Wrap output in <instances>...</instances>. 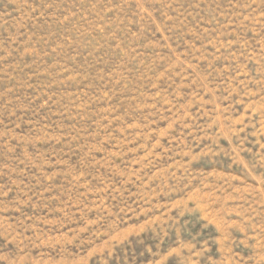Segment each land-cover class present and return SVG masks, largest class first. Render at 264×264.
<instances>
[{"label":"rangeland","instance_id":"rangeland-1","mask_svg":"<svg viewBox=\"0 0 264 264\" xmlns=\"http://www.w3.org/2000/svg\"><path fill=\"white\" fill-rule=\"evenodd\" d=\"M0 264H264V0H0Z\"/></svg>","mask_w":264,"mask_h":264}]
</instances>
